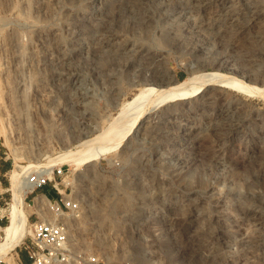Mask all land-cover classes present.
I'll return each mask as SVG.
<instances>
[{
	"label": "rangeland",
	"instance_id": "obj_1",
	"mask_svg": "<svg viewBox=\"0 0 264 264\" xmlns=\"http://www.w3.org/2000/svg\"><path fill=\"white\" fill-rule=\"evenodd\" d=\"M263 28L264 0H0L2 238L13 170L95 148L162 75L215 71L264 89L252 41ZM121 137L95 160L55 166L82 203L76 249L94 264H264V96L214 83ZM53 184L26 196L29 216ZM21 244L2 261L28 264Z\"/></svg>",
	"mask_w": 264,
	"mask_h": 264
},
{
	"label": "bare ground",
	"instance_id": "obj_2",
	"mask_svg": "<svg viewBox=\"0 0 264 264\" xmlns=\"http://www.w3.org/2000/svg\"><path fill=\"white\" fill-rule=\"evenodd\" d=\"M254 13L257 12L255 11ZM246 18L249 19L247 16ZM246 18H245V22L247 23ZM261 34L264 35V31ZM245 36L247 38L246 37L243 38L244 40H242L241 45L243 46L245 45L246 47L248 46L249 43L248 42L249 35L245 34ZM252 41L256 43L262 42L264 46V36L263 38L261 37V40H257V41H255L252 38ZM197 77L198 76L191 75L183 80H178L173 74L171 77L162 75L161 78L162 81H164L163 83L161 84L158 83L159 85L157 86L154 85L142 89L132 100L127 102L124 108V110L127 111L128 113V114L126 113L128 117L127 122L125 120V125H127V127L125 125L116 126L117 125L116 123H118L116 121L114 123L115 126L113 125L111 129H108L101 134L102 136L101 143L98 144L95 148L87 149L79 153H75V147L69 148L68 146L67 150L70 154L69 157H66L65 159H58L57 161L54 162L53 161L45 162L38 160L33 164H29L27 168L20 166L18 169L13 170L11 176V186H10V190L13 193V201L11 204L9 223L4 227L5 236L4 238L0 239V261H2L4 258L9 256L11 251L15 249L17 246H19L23 242V240L27 237V235L31 233V228H30L31 220L29 218L30 209H28L29 203H27L26 201V196L33 187V184L29 182V178L32 172L36 171L40 174L42 173L51 174L55 166L60 162L63 163L70 160L71 164L74 163L77 165L80 163H85V162L87 163L92 160H95L96 156L100 155L103 152L112 150L117 146H119L120 144V142H117L115 144H109L108 141H110L114 137L115 138H120L121 136L124 137L125 132L130 131L131 127L136 123L138 124L142 123L149 116L151 111L156 109L157 106H160L162 104L171 101H176L179 99H186L190 96L196 95L202 92L203 90H205L209 85H212L214 83H220L226 87H232L245 94L259 93L262 96H264V89H261L254 85H250L249 83L244 82L240 79L227 77L222 73H218L215 71L207 72V73L205 72L204 74L199 76L200 79L199 81L196 80ZM128 123H130L129 124L130 126H128ZM110 134H112V137H109ZM130 203L131 202L126 199L124 202L122 201L121 205L122 207L124 206L127 208ZM103 219L104 217L102 218V220Z\"/></svg>",
	"mask_w": 264,
	"mask_h": 264
},
{
	"label": "built area",
	"instance_id": "obj_3",
	"mask_svg": "<svg viewBox=\"0 0 264 264\" xmlns=\"http://www.w3.org/2000/svg\"><path fill=\"white\" fill-rule=\"evenodd\" d=\"M6 153L3 144L0 143V159ZM66 169L63 165L54 168L51 174L31 173L29 182L33 184L29 194L54 182L57 195L51 197L49 193H37L30 204L35 215L31 221V233L29 238H25L21 245L26 253L28 264H72L78 261L98 263V258L93 254H88L83 250L76 249L72 240L73 226L70 219H80L82 213V203L77 197L67 194L69 186L65 185L64 191L60 189L59 179L64 176ZM44 194L47 203L37 201L36 196ZM5 203H8L5 201ZM1 207V206H0ZM43 212V213H41ZM0 218V239H2V222ZM17 264H25L18 255ZM0 264H8L0 261Z\"/></svg>",
	"mask_w": 264,
	"mask_h": 264
},
{
	"label": "trees",
	"instance_id": "obj_4",
	"mask_svg": "<svg viewBox=\"0 0 264 264\" xmlns=\"http://www.w3.org/2000/svg\"><path fill=\"white\" fill-rule=\"evenodd\" d=\"M7 167H9V165H8V164L6 165V168H7Z\"/></svg>",
	"mask_w": 264,
	"mask_h": 264
},
{
	"label": "crops",
	"instance_id": "obj_5",
	"mask_svg": "<svg viewBox=\"0 0 264 264\" xmlns=\"http://www.w3.org/2000/svg\"><path fill=\"white\" fill-rule=\"evenodd\" d=\"M25 259L27 260V257Z\"/></svg>",
	"mask_w": 264,
	"mask_h": 264
}]
</instances>
